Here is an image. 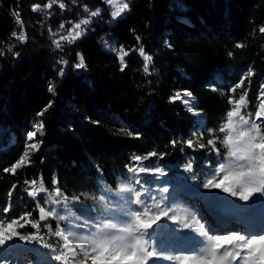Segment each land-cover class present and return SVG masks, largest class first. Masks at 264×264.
I'll return each mask as SVG.
<instances>
[{
  "label": "trees",
  "instance_id": "obj_1",
  "mask_svg": "<svg viewBox=\"0 0 264 264\" xmlns=\"http://www.w3.org/2000/svg\"><path fill=\"white\" fill-rule=\"evenodd\" d=\"M122 1L129 8L113 19L104 0H0V227L17 219L18 236H37L28 248L0 246V264H70L63 237L69 226L84 236L79 252L85 257L102 241L113 242L132 216L156 215L166 217L162 232L144 234V242L165 263L176 256L178 222L200 226L194 206L219 197L206 187L219 178H231L226 201L233 211L264 217L258 134L244 125L248 150L235 153L221 131L238 102L250 124L264 102V0ZM97 9L82 35L70 38L74 25ZM144 55L152 58L148 72ZM81 57L85 67L77 69ZM185 91L189 105L170 99ZM33 131L42 147L29 149L25 164L6 172L24 155ZM149 153L156 155L140 163L153 174L128 171L135 156ZM246 188L255 191L243 200ZM26 190H37L36 197ZM37 201L46 211L56 203L58 211L41 220ZM213 230L199 243L204 254L220 236ZM127 243L118 253L131 249ZM53 249L61 261L51 258Z\"/></svg>",
  "mask_w": 264,
  "mask_h": 264
},
{
  "label": "rangeland",
  "instance_id": "obj_2",
  "mask_svg": "<svg viewBox=\"0 0 264 264\" xmlns=\"http://www.w3.org/2000/svg\"><path fill=\"white\" fill-rule=\"evenodd\" d=\"M105 6L107 9L111 10L112 13L116 10L117 4H123L122 0H114L113 3H108L107 0H104ZM127 12H123L120 16L124 15ZM119 16V17H120ZM95 17V16H94ZM93 18L90 14L88 16V20ZM79 31L74 29V27L69 32V37L73 38L75 36V32ZM174 97H179V99H174L173 101H185L186 105H189L188 102L189 97L187 95H179L175 93ZM240 107H239V115L233 117V124H240ZM243 126L240 124L241 130L238 134H235V130L233 131L232 143L229 145L231 149L237 152H246L248 147L244 140V131ZM120 191L123 192V188H120ZM213 194H219L218 198L213 197L210 200H207L203 204H196L194 206V211L197 213L198 223L200 226L191 225L187 222H178L180 239L178 241L173 242V247L175 249L176 256L173 259L167 260L165 263H161L157 260L156 256L154 257H142L145 255V251H149L148 249L145 251H141L142 245L138 243L139 241L144 242V234L147 236H153L152 234L160 235L162 232L161 225L165 223L166 217H162L159 221H157L150 229H140L136 223V220H147L151 216H132L129 225L125 228L121 229L117 235V238L113 242L102 241L98 246H106L107 254L104 252L95 255L92 259H85L80 252L79 248L86 243V240L83 235H81L80 231L77 230L75 226H69V230L63 231V237L65 239V249L70 257V264H107V263H116V262H126L128 264H139L136 259L137 256H141L142 264H183L184 260L188 261V264H240L241 259L247 257V264H264V229L253 233L247 232V230L243 231L244 226L241 229H235L233 226L230 229H220L219 227L225 225H231L233 221L235 225L236 221L239 220V224L236 226L239 227L241 223L245 222L246 224L257 225L259 223L257 219L259 217H255L252 214L241 215L231 209V205L227 200L228 193L223 190L213 189ZM195 200V199H194ZM203 203V202H202ZM62 207H66V203L63 202ZM207 207V209H206ZM52 212H57L59 206L54 203L52 204ZM57 209V211H56ZM215 211V212H214ZM63 215L71 216L70 212ZM217 215L221 216V219L217 220L215 223V219ZM162 216V215H156ZM244 216H253L254 220L244 219ZM39 219L40 216L38 215ZM236 220V221H235ZM229 221V223H228ZM262 223L264 224V217L262 218ZM187 224L189 227L186 229L184 225ZM215 228H218V235H220L215 241L220 240L224 237L235 236L237 239L233 240L231 243L224 244H214L213 249L211 250V254H204L199 251V243L200 241L208 234L213 235ZM222 230V231H220ZM240 230V231H238ZM255 230V228H253ZM202 231V232H201ZM196 233V234H195ZM248 233V234H247ZM199 234V235H197ZM158 238V237H155ZM152 238L149 239L151 242ZM127 241L131 242V249L125 254L118 253L121 245L128 244ZM253 241L256 242L253 245ZM9 245L19 244L20 249L28 248L31 243L30 242H17L16 239L7 242ZM154 243V240H153ZM96 246V249L98 248ZM113 251V252H112ZM115 251V252H114ZM73 252L76 253L73 256ZM239 256V258H237ZM67 258L65 259V261Z\"/></svg>",
  "mask_w": 264,
  "mask_h": 264
},
{
  "label": "snow or ice",
  "instance_id": "obj_3",
  "mask_svg": "<svg viewBox=\"0 0 264 264\" xmlns=\"http://www.w3.org/2000/svg\"><path fill=\"white\" fill-rule=\"evenodd\" d=\"M53 2H55V0H53ZM108 3H113L114 0H107ZM46 7H51V4H48L46 5ZM61 8L64 7L63 4L60 5ZM40 8V5H34L32 10L35 12L37 11L38 9ZM129 8V5L127 3H123V4H117V7H116V10L112 13V18L113 19H116L117 17H119L123 12H125L127 9ZM85 11H87V6H85ZM100 12V9H97L95 12H92L91 15L94 17V16H97ZM17 17H19V13H17ZM18 22L19 23H22L21 21H19L18 19ZM91 22L90 20L88 19H82L79 21V23H76L74 25V29L76 30H80L82 28V26H86V25H89ZM61 28H64V24L62 23L60 25ZM84 31H86V29H84ZM260 31L262 33H264V27H261ZM82 35V32L81 31H76L75 32V36L73 37V39L75 38H79L80 36ZM13 36H16V33L14 32L13 33ZM21 41H23L25 39V35L24 33H21V35L18 37ZM139 39V38H138ZM54 43H56V46L57 47H60V45L54 41ZM237 47H240V45H237ZM124 55H127V53H124ZM141 55H143V49H141ZM229 55H231V53H229ZM123 58L121 57V60ZM151 56H147V55H144V60L146 61V64H145V72H148V66H147V62H150L151 61ZM64 64H67L68 62L67 61H63ZM75 67L77 69H80V68H84L85 65H84V62H83V58L81 57L80 59V63L75 65ZM123 71V68L121 69ZM60 74L63 75L64 74V69L62 68L60 70ZM249 75H252V72L251 70L249 71L248 73ZM244 83V80L243 78L233 87V91L235 90V88H239L241 87V85ZM48 91L51 93V92H54V87L53 86H49V89ZM185 95H190V93H188L187 91H185ZM260 96L261 97H264V85L261 86V90H260ZM172 100L174 99H179V97H174V98H170ZM243 101V97L241 98V102ZM52 106V102L50 101L48 106L47 107H51ZM239 107H240V102H238L237 104V108L236 110L234 111H228L227 112V120L228 122L225 123L223 125V127L221 128V131H225L227 130L228 132V135L225 136V143L226 145H231L232 143V137H233V131L235 130V134H238L241 130L240 129V124L242 125H247L248 127L247 128H251L252 132H255L258 134V143H259V146L260 147H264V135H260V127L262 125H264V102H262L259 106V110L256 111L255 113V121L252 122L251 124L249 123V120L247 119H244L243 116H240L239 117V120H240V124H233V117L234 116H238L239 115ZM45 112L47 111V108H45L44 110ZM193 114H196V113H193ZM39 115H43V113H40ZM43 128H44V125L43 123H41L39 125V128H38V131L40 132L41 135H43ZM246 128V129H247ZM211 131V130H209ZM36 136H37V132L36 131H33V132H29L27 133V141H29L30 143H28L26 145V150H25V153L24 155H22L20 157V160L17 162V163H14L10 169H5L6 172L8 171H11V172H15V170L20 167L21 165L25 164L26 162V158L28 157V150L30 149L32 152H36V151H39L40 148L42 147L43 145V141L42 140H39L37 141L36 140ZM250 137H249V142H250ZM174 143V142H173ZM208 143L210 145L213 144V141L212 140H209ZM187 146L189 148H192L193 147V142L191 140L187 141ZM201 148H203L204 146L203 145H200ZM156 155L155 153H149L147 156H135L134 157V160L137 162L136 163V166H127L128 167V171L129 172H135L137 171V169H148L149 171H147L148 174H153V171L152 169H149V168H146L143 164V163H140L141 161H146L148 160L151 156H154ZM219 155V153H218ZM163 158V157H161ZM191 163V162H190ZM206 163H210V162H206ZM192 164V163H191ZM159 175V174H158ZM156 175V176H158ZM219 176V175H217ZM160 177H163V176H160ZM136 179H138L140 181V184L142 185L141 183V180H140V177L139 176H136ZM25 183H28V181H25ZM33 184H35V181L33 180L32 181ZM226 179L224 178H219L218 179V182H215V183H212L210 182L209 185H206V187H209L210 189H223V191L229 193V194H232V190L230 187H227L226 186ZM15 187V186H13ZM27 191V190H26ZM39 191H44V187L43 185H41V188L39 189ZM255 190L254 189H245L244 192L242 193L241 195V199L243 200H247L250 196H252L253 192ZM56 193H59V190H57ZM27 195L29 197H36L37 195V190H33V191H27ZM9 196H11V193H9ZM37 208L39 209V216H40V219L41 220H44L46 216L50 215L52 213V209L51 208L49 211H46L45 207L41 206L39 201H37ZM10 208H11V205L9 204V206L5 207L4 208V212L5 213H8L10 211ZM57 211V209H56ZM31 215V213H28V214H25L24 216H21L20 217V220H24V221H27L28 219V216ZM162 217L164 216H151L149 219L147 220H139L137 219L136 220V223L137 225L139 226L140 229H150L157 221H159ZM19 220L17 219H12L10 223H8L6 226L4 227H0V246H6L8 241H12L13 240V237H17L18 240L20 241H24V242H32V241H35L37 240V236L35 235H30V236H23V235H17V230H16V226L19 224ZM21 227H23V225L21 224L20 225ZM32 228H37V223L36 222H32L31 224ZM189 225L185 224L184 225V228H188ZM138 243H140L142 245L141 247V251H145L147 249H149L150 247H153L152 245H145L143 244V241H139ZM214 244H218V241H215ZM256 242L253 241V245H255ZM101 252H104V254L106 255L107 254V251H106V246H98V248L96 249V252L93 253H86L84 254L85 255V259L87 260L89 255H91V258L94 256V255H98L99 253ZM154 254L153 252L151 251H145V255L142 256V257H154ZM76 253L73 252V256H75ZM141 256H137L136 259L138 260L139 264H142V258ZM52 259L56 260V261H61L62 260V256L59 255V254H56L55 252V249H53L52 251V256H51ZM156 258H158L156 256ZM239 258V256L237 257ZM63 259H66V257H63ZM183 264H188V261L187 260H184ZM240 264H247V257H245L244 259H241L240 261Z\"/></svg>",
  "mask_w": 264,
  "mask_h": 264
},
{
  "label": "bare ground",
  "instance_id": "obj_4",
  "mask_svg": "<svg viewBox=\"0 0 264 264\" xmlns=\"http://www.w3.org/2000/svg\"><path fill=\"white\" fill-rule=\"evenodd\" d=\"M206 209H207V207H206ZM215 212V211H214ZM243 214H245V213H243ZM248 214H251V212H248ZM251 218V220H254V217L252 216H244V219H250ZM243 223H245V222H243ZM237 224H239V222H237L236 221V224L235 225H225L222 229H230V227H234L235 229L237 228V229H241L242 227H243V225L242 224H240V226L239 227H237L236 225ZM246 224V223H245ZM253 228H255V230H253ZM262 229H264V224L262 223V224H260V225H252L251 227H247L246 228V230H247V232H249V233H253L254 231H257V232H259V231H261ZM239 231V230H238Z\"/></svg>",
  "mask_w": 264,
  "mask_h": 264
},
{
  "label": "clouds",
  "instance_id": "obj_5",
  "mask_svg": "<svg viewBox=\"0 0 264 264\" xmlns=\"http://www.w3.org/2000/svg\"><path fill=\"white\" fill-rule=\"evenodd\" d=\"M231 178H226V181H227V183H226V186L227 187H230L231 185L229 184V180H230ZM235 182H239L238 181V179L235 181ZM247 189V188H246ZM218 190H223V189H218ZM235 239H237V237H235V236H229V237H224V238H221L220 240H218V244L217 245H219V244H224V243H231L233 240H235Z\"/></svg>",
  "mask_w": 264,
  "mask_h": 264
}]
</instances>
